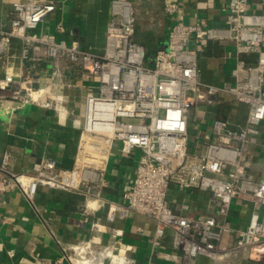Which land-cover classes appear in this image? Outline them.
I'll return each instance as SVG.
<instances>
[{"label": "built area", "instance_id": "2783aa9c", "mask_svg": "<svg viewBox=\"0 0 264 264\" xmlns=\"http://www.w3.org/2000/svg\"><path fill=\"white\" fill-rule=\"evenodd\" d=\"M58 4L21 0L12 4L8 27L0 24V56H8L12 40H20V68L0 77V102L50 108L62 117L71 102L67 90H81L84 123L72 168L42 159L34 174L15 173L11 153L0 150V206L11 190L21 191L34 204L40 187L76 192L86 207L107 205L109 222L127 220L135 213L155 223V249L170 240L181 257L194 263L200 256L214 261L247 253L264 258V177L251 174V149L264 142V0H230L225 23H185L180 4L165 6L175 22L166 48L152 62L136 40L133 0H112L104 53L96 55L77 43L38 32L55 14ZM64 36L63 23L56 25ZM230 42L235 49L233 85L221 88L201 81L198 48L208 43ZM50 64L49 81L40 68ZM85 82L71 85L67 75ZM231 96L247 107L246 123L234 127L230 120L214 118L205 135H193L202 105L219 109L220 98ZM36 95V96H35ZM196 108L190 120L191 109ZM124 155L140 152L135 177L122 203L101 197L102 182L116 147ZM172 187L211 194L217 203L213 216L196 217L175 212L169 202ZM251 204L253 211L244 229L229 226L233 204ZM95 205V207H92ZM5 221L0 211V223ZM227 234H235L232 248L223 250ZM117 232L113 238L121 237ZM133 246L104 245L98 237L62 248L72 264L103 256L104 264H136ZM173 259L178 255H170Z\"/></svg>", "mask_w": 264, "mask_h": 264}, {"label": "crops", "instance_id": "0c3cea01", "mask_svg": "<svg viewBox=\"0 0 264 264\" xmlns=\"http://www.w3.org/2000/svg\"><path fill=\"white\" fill-rule=\"evenodd\" d=\"M21 0H0V24L8 27L13 18L12 4ZM58 4L57 11L48 18L38 32L65 39L68 44L77 43L83 50L96 55L104 53L106 32L111 18L112 0H45ZM136 15V40L148 52L152 62L158 51L166 48L167 38L175 19L166 14L165 6L176 2L182 9L185 23L206 21L214 27L225 23V9L230 0H133ZM63 23L64 36L56 35V25ZM21 41L12 40L8 56H0V77L5 71H19ZM201 81L221 88L233 85L236 64L235 49L230 42L208 43L198 48ZM50 64L40 68L42 82L49 81ZM71 85L81 86L83 80L73 73L67 75ZM70 103L65 114L58 116L50 108L36 105L20 106L8 101L0 102V150L11 153L10 168L15 173L34 174L42 159H55L60 166L70 169L84 123V103L81 90H67ZM219 109L202 105L197 115L193 135L203 142L205 126L214 118L231 121L234 127L246 123L247 107L237 103L231 96L220 98ZM140 152L124 155L117 146L112 152L102 182L101 197L114 203H122L129 190L137 167ZM252 170L256 179L264 177V142L251 149ZM169 202L175 212L196 217L213 216L217 203L208 192L180 190L172 187ZM95 207V205H92ZM0 211L5 221L0 223V264H56L62 256V248L80 241L100 238L102 244L123 249L133 246L132 257L136 264H264V258L254 260L247 253L214 261L200 256L191 263L180 256L170 240L165 247L155 249V223L151 219L132 213L127 220L109 222L107 205L97 210L86 207L85 198L76 192L51 190L40 187L34 204H30L17 189L4 197ZM253 211L251 204H233L229 226L244 229ZM117 232L121 237L113 238ZM235 234H227L222 249L232 248ZM178 255L173 259L170 255ZM63 264H72L64 260Z\"/></svg>", "mask_w": 264, "mask_h": 264}, {"label": "bare ground", "instance_id": "6f19581e", "mask_svg": "<svg viewBox=\"0 0 264 264\" xmlns=\"http://www.w3.org/2000/svg\"><path fill=\"white\" fill-rule=\"evenodd\" d=\"M36 96V95H35ZM81 264H104L103 262V256H98L94 259H92L91 261H86V262H80ZM78 263V264H80Z\"/></svg>", "mask_w": 264, "mask_h": 264}, {"label": "rangeland", "instance_id": "374dc122", "mask_svg": "<svg viewBox=\"0 0 264 264\" xmlns=\"http://www.w3.org/2000/svg\"><path fill=\"white\" fill-rule=\"evenodd\" d=\"M195 111H196V108H192L191 109V113H190V120L192 121V118H193V116H194V114H195ZM81 264V263H80Z\"/></svg>", "mask_w": 264, "mask_h": 264}, {"label": "water", "instance_id": "95a60500", "mask_svg": "<svg viewBox=\"0 0 264 264\" xmlns=\"http://www.w3.org/2000/svg\"><path fill=\"white\" fill-rule=\"evenodd\" d=\"M165 49V48H164Z\"/></svg>", "mask_w": 264, "mask_h": 264}]
</instances>
